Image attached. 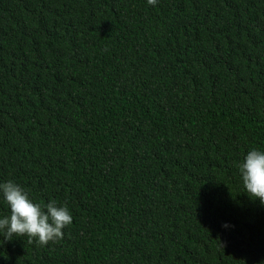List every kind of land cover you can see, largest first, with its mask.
Returning <instances> with one entry per match:
<instances>
[{"label": "trees", "instance_id": "16d2710c", "mask_svg": "<svg viewBox=\"0 0 264 264\" xmlns=\"http://www.w3.org/2000/svg\"><path fill=\"white\" fill-rule=\"evenodd\" d=\"M252 149L264 0H0V183L73 217L0 264H264Z\"/></svg>", "mask_w": 264, "mask_h": 264}, {"label": "clouds", "instance_id": "9594fccd", "mask_svg": "<svg viewBox=\"0 0 264 264\" xmlns=\"http://www.w3.org/2000/svg\"><path fill=\"white\" fill-rule=\"evenodd\" d=\"M147 3L155 6L158 0H147ZM239 172L249 197L264 204V151H249L243 163L239 164ZM0 193L10 209V215L0 218V233L6 241L27 236L28 243L48 246L62 240L64 229L73 223L67 205L58 206L52 200L42 207L34 203L24 188L13 181L0 183Z\"/></svg>", "mask_w": 264, "mask_h": 264}]
</instances>
